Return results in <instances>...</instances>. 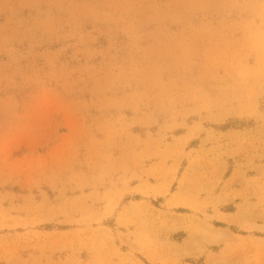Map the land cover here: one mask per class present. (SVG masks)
Wrapping results in <instances>:
<instances>
[{"label":"rangeland","instance_id":"obj_1","mask_svg":"<svg viewBox=\"0 0 264 264\" xmlns=\"http://www.w3.org/2000/svg\"><path fill=\"white\" fill-rule=\"evenodd\" d=\"M0 264H264V0H0Z\"/></svg>","mask_w":264,"mask_h":264}]
</instances>
